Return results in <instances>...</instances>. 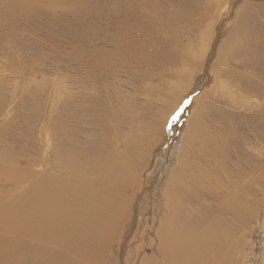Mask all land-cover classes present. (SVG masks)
<instances>
[{
	"label": "rangeland",
	"instance_id": "rangeland-1",
	"mask_svg": "<svg viewBox=\"0 0 264 264\" xmlns=\"http://www.w3.org/2000/svg\"><path fill=\"white\" fill-rule=\"evenodd\" d=\"M211 1L200 0L196 5L191 0L186 1L191 7L188 10L192 16L191 27L172 25L171 37L170 33L152 32L140 38L158 44L155 51L164 56L161 60L149 58L143 69L127 70L116 55L111 60V70L103 78L105 86L92 84L93 80H88L92 85L83 81L88 88L82 95L73 93L81 88L78 74L83 69L77 64L79 53L91 46L109 48L106 38L102 37L101 41L89 36L87 31L96 24L98 32L107 29L103 19L108 14L109 0H100L89 16L78 12L72 20L67 17L69 12H54L48 17L37 15L45 20L38 21L34 17L38 22L30 29L24 27L28 33L23 29L18 32L14 46L7 44L14 35L0 37V171L21 170L16 164L30 160L34 163L30 171L36 176L53 175L54 168L63 173L59 177L66 178L65 170L55 165L58 151L66 144L84 163L90 156L96 165H102L107 153H122L124 145L127 154H133L142 164L139 172L144 175L143 189L135 191L137 185L127 189L128 209L121 211L120 218L113 215L116 221L109 220V226L116 224L110 229L111 233H105L109 241L96 238L106 245L107 260L102 259L105 257L102 254L99 262L144 264L153 256L152 247L140 249L141 233L149 227L147 225L153 227V232L157 231L169 219L173 207L170 206V212L168 204L171 199L176 200L165 193L172 170L184 171L182 166L189 167L188 162H191L200 165L191 170L204 168L214 175L208 188L199 191L196 203L197 209L207 207L213 213L222 196L218 185L226 183L225 172L231 180L237 179L243 169L249 174L251 169L255 176L264 172V158L260 161L257 158L264 151L261 138L264 135V0H219L218 10L213 7L214 2L209 5ZM97 18L99 21L94 23ZM201 44L213 49L207 60L198 56ZM227 45L236 46L237 50H229ZM113 51L126 63L125 49ZM12 76L19 79L18 86L13 84ZM65 86L69 87L68 91H63ZM101 96L107 104L116 105L110 118L100 115L114 128L112 140L99 136L101 120L97 115L103 111ZM148 127H152L150 133H147ZM114 134L123 138L124 143ZM131 136V144L127 145ZM197 145L205 146L210 153L204 156ZM102 151L105 153L101 156ZM187 152L191 154L189 160ZM3 179L9 180L0 177V183ZM262 181L255 187L249 185L248 194L243 191L248 206L252 209L256 204L259 206L251 212L247 227L236 231L235 256L231 254L233 257L229 260L234 264H264V179ZM11 185L0 187V194L8 193ZM240 186L235 188L237 192ZM133 194L137 197V213L133 206L129 215ZM181 207L184 210L180 227L189 219L185 210H192L187 204ZM210 211L206 210L207 216ZM191 219H201V216ZM198 232L191 233L199 236ZM62 254L63 250L59 255Z\"/></svg>",
	"mask_w": 264,
	"mask_h": 264
},
{
	"label": "bare ground",
	"instance_id": "bare-ground-1",
	"mask_svg": "<svg viewBox=\"0 0 264 264\" xmlns=\"http://www.w3.org/2000/svg\"><path fill=\"white\" fill-rule=\"evenodd\" d=\"M99 1L68 0L66 3L64 0H0V37L1 35L9 36L10 34L11 37L14 35L15 37L12 38L9 36L11 39L7 42L10 47L14 46L18 32H22L23 29L25 33H28L24 27L30 29L36 22L45 20L39 19L37 15L48 17V14H54V12L61 14L69 12L70 16L67 17L72 20L73 15L78 12H82L83 16H89L90 13L95 12L96 6L98 7L100 4ZM153 1L109 0L110 3L107 4L108 14L103 19L107 23V29L98 32L97 24L87 29L89 36L93 35L101 41H103L102 37L106 38L105 41L109 48L91 46L84 48L79 53L77 64L83 69V72L78 74L81 82L77 81L81 83V88L73 93L82 95L85 92L88 87L83 81L91 84L88 80H93L92 84L102 83L105 86L103 78H106L108 71L111 70V60L116 55L127 70L134 67L143 69L146 60L149 58L161 60L164 56L158 55L155 51L158 44L153 40L150 42L141 41L142 36H148V33L153 32L157 34L170 33L169 37H171L172 25L184 24L186 27H191L192 16L188 11L191 7L186 2L187 0ZM191 1L194 5L200 3V0ZM218 2L219 0H213L209 5L219 9ZM34 17L38 21H35ZM97 21H99L98 18L94 23ZM233 35H236V31ZM209 46L200 45L198 49L200 58H204V60L210 58L213 49ZM146 48L147 50H144ZM226 48L237 50L236 46L227 45ZM243 48L248 49L247 46ZM113 49H125L124 60L126 63ZM110 50L112 51L110 52ZM76 67L77 65L74 69ZM17 80L13 79L12 76L13 84L16 86H18ZM50 85L56 87L53 83ZM93 86L96 87V85ZM62 89L68 91L69 87L65 86ZM99 98L101 99L102 96ZM101 100L100 105L103 111L97 115L101 120L99 136L112 140L113 135L111 134H113L114 128L106 118H101L100 115H107L110 118L116 105L115 103L107 104L103 98ZM148 128L150 129L147 133H150L152 127ZM114 136L115 138L118 137L117 134ZM132 137L127 139V145L131 144ZM261 138L264 139V135ZM118 139L122 144L124 143L123 138L119 136ZM99 144L102 146V143ZM66 146L68 144L65 145L64 149L58 151L59 159L55 162L56 166L65 170L66 178L59 177L63 176V173L54 168L51 173L53 175L36 176L30 171L34 165L30 160L16 164L21 167V170L0 171V177L9 179H3L0 187L3 188L12 183L8 193L0 194V264H107L98 260L102 254L105 256L106 250V245L100 239L104 242L109 241L105 233L108 231L111 233L110 229L116 225L114 223L109 226V220L116 221L113 215H119L120 218L121 211L128 209V202L125 200L128 197L127 189L131 185H137L135 191L140 188L143 189L144 175L141 171V173L139 172L142 164L133 154H127L124 145L122 153H107L108 155L103 158L104 163L102 165H96L95 159L90 156L86 157L85 163L83 160L79 161L77 159L79 155L77 153L73 155L72 150L69 151ZM175 148L177 149V146ZM197 149L204 156L210 153L205 146L197 145ZM104 153L102 151L101 156ZM190 156V152H187L188 160ZM258 157V161L262 160L264 151H261ZM208 158L212 159L210 156ZM188 164L189 167L187 164L182 166L184 171L172 170L167 188L165 185V193L176 197V200L173 198L168 204L170 212V206L173 207L171 214L169 213L168 221L161 224L159 229L154 232L152 231L153 227L147 225L149 227L141 233L143 242L140 244V249L143 247L153 248V256L144 262V258H142V262L144 264H234L229 260L233 257L231 254L234 255L233 251L238 239H235L236 231L239 228L242 230L247 227L246 222L251 217V212L259 206L256 204L253 209L248 206L245 199L246 194L243 191L248 194L249 185L254 186L261 182L264 179V172L261 173L262 175L255 176L256 173L251 169L250 174L243 169L238 178L234 180H231L229 173L225 172L226 183L224 186L218 185L222 196L216 213H213L207 207L197 209L196 203L200 194L199 191L208 188V184L214 175L204 168L200 171H193L191 169L199 168L200 165L191 162ZM56 173L58 174L56 175ZM243 174L249 175L245 177ZM243 182L246 184L242 185ZM237 186L241 188L240 191L238 190L239 192L235 190ZM196 188L197 190H195ZM136 198V194L131 197L133 202L129 215L132 214L133 206L135 208ZM205 198L204 196L202 201ZM186 204L192 207V210H185V216L189 219L180 227L178 224L183 219L184 210L181 206ZM143 206L145 207V201ZM206 210L210 211L209 216L206 215ZM136 211L135 208L134 212L137 213ZM135 216L133 217L134 220ZM193 216H201V219H194V222L191 219ZM117 227L122 228L119 224ZM199 228H202L201 232L197 231ZM191 232H198L199 236ZM97 237L100 239H96ZM178 246L179 248L174 250ZM62 250L64 254L59 255ZM171 251L173 252L170 255ZM235 254L237 255V253ZM102 259L107 260L106 256Z\"/></svg>",
	"mask_w": 264,
	"mask_h": 264
}]
</instances>
